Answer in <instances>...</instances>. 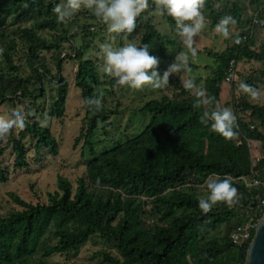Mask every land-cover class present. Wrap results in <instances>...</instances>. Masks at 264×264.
<instances>
[{
    "label": "trees",
    "instance_id": "obj_1",
    "mask_svg": "<svg viewBox=\"0 0 264 264\" xmlns=\"http://www.w3.org/2000/svg\"><path fill=\"white\" fill-rule=\"evenodd\" d=\"M62 2L0 0L4 66L0 68V106L7 104L9 110H17V103L24 106L27 114L26 127L9 135L0 156L11 149L13 168H27L29 150L23 141L26 138L34 141L35 153L45 150L51 157L57 155L56 140L49 129L36 120V114L41 113L37 103L44 98V81H48L54 88L48 116L63 117L68 83L61 77L60 70L67 60L76 65L74 86L80 92L84 112L74 147L82 143V149L89 151V159L84 163L86 176L78 179L75 190L67 179L57 177L58 191L48 195L46 204H31L15 194L9 195L20 209L0 218V264H50L48 259L53 255H76L93 238L118 254L113 256L101 251L97 264H245L255 228L250 230V240L242 245L232 244L229 238L217 242L205 237L237 216L238 208L245 210V219L258 214L262 217L264 209L260 207V200L264 197V188H246L240 178L253 171L264 184V157L253 167L248 146V142L259 143L264 155V102L252 104L244 96L233 102L238 127L237 135L231 139L210 131L200 118L205 110L220 106L222 86L227 83L225 78L231 62L236 72L242 62L261 64L258 75L257 72L249 75L244 82L251 86L261 84L264 90V43L259 51L253 49V32L258 27H253L252 23L253 19L264 20V0H251L249 6L255 16L245 19L237 0L204 2L201 11L209 20L211 30L226 15H231L238 27H246V31L240 33V44L233 43L221 52L205 49L199 54L214 63L201 88L213 98L212 105L197 107L199 98L195 93L185 89L179 79L169 78L165 87L174 93L162 94L140 109L141 114L150 117L143 131L122 144L114 142L113 148L99 154L94 150L93 138L98 127L105 130L109 111L103 95L99 110L84 103L89 97L102 93L103 86L97 64L86 59L85 53L89 50L94 26L88 22L96 20L98 26L103 23L83 7L67 22H57L54 8ZM149 4L137 18L134 33L119 34L118 41L121 44L124 39L133 40L134 34L139 33V43L151 47L150 53L158 57V70L163 75L180 51L174 37L178 33L175 22L167 16L161 17L170 34L160 33L150 19V14L156 12L155 0H149ZM73 26L75 33L69 30ZM10 27L14 28L20 52L24 53V62L31 71L26 79L21 77V68L13 60L15 43L6 34ZM39 32L48 33L50 40L41 37ZM78 38L82 44L76 47L74 41ZM5 43L11 47L5 49ZM66 46L70 53L64 54ZM44 52L49 53L56 64L58 73L53 78L43 62L41 53ZM190 68L197 67L191 65ZM233 82L227 84L234 87ZM240 107L248 113V122L239 117ZM6 172L0 165V182H6ZM209 176L230 177L238 189L239 202L219 203L209 213H202L194 189L183 186L188 182L198 184ZM149 204L151 209L146 211ZM148 214L156 219L152 225L145 221Z\"/></svg>",
    "mask_w": 264,
    "mask_h": 264
},
{
    "label": "rangeland",
    "instance_id": "obj_2",
    "mask_svg": "<svg viewBox=\"0 0 264 264\" xmlns=\"http://www.w3.org/2000/svg\"><path fill=\"white\" fill-rule=\"evenodd\" d=\"M237 1L240 7H242L244 19L255 16L251 7L249 6V2L251 0ZM150 19L154 25L158 27L160 33L170 34L171 30L158 13L155 12L150 14ZM96 22L98 21L92 20L88 22L94 26L92 28L93 35L91 38H89V50L85 53V57L86 59L94 61L97 64V72L101 81H103L101 92L103 93L104 105L109 111L108 120L105 123V130L102 131V129L98 127L93 138L94 150L96 154H99L101 151L103 152L113 148L114 142L118 141L122 144L126 140L132 139L133 137L139 135L150 121V117L148 115L140 113V109L143 107V105L152 99H158L162 94H167L170 96L172 93H174V91L169 88L167 89L165 86L158 89L152 88L151 86H145L142 89H130L116 85L115 80L104 74L102 71L101 66L103 59L102 53L100 51V45L103 43H111L114 47H120L129 42L139 43L140 34H134L133 40L124 39L120 44V41H118L119 35L109 33L105 24L98 26ZM206 22L207 28L195 38V43L193 45L197 50V56L195 58H191L190 56L189 66L194 65L197 68H192L191 72H187L186 74L179 72L170 75V79L177 78L182 84L186 79H194L195 81L200 79L201 81L196 85L198 88H202L203 80L210 75L209 67L214 66V63L210 58L204 55H199L201 51L208 49L214 52H221L226 47H229L231 44H233L234 39L239 37L241 32L246 31V27L241 28L235 24L231 25V38L224 39L220 34H217L214 29H210V22L208 19H206ZM69 30L71 33H75L76 27H70ZM13 32L14 28L11 27L6 32V34L9 36V39L13 40L15 43L16 53L13 54V60L15 65L21 68L19 73L21 77L26 79L30 75L31 71L24 62L26 57L24 53L20 52L21 46ZM38 34L41 37H45L47 40H50L48 33L39 32ZM253 34V49L255 51H259L264 43V28L255 29ZM174 37L178 42V46L180 47V51L177 55L179 56L181 53L186 52L187 48L184 46L182 38L179 35L176 37L174 34ZM81 44L82 42L80 38L75 39L74 45L76 47L80 46ZM3 46H5V49H9L11 44L5 43ZM0 49H2L1 44ZM64 49V54L70 53L68 46H66ZM41 55L44 64L50 71L53 78L58 73L55 62L51 59V55L49 53L44 52L41 53ZM173 61L171 63H173ZM2 62L3 58L2 54H0V68L4 67ZM171 63L168 64V67ZM261 70V64L255 62H242L237 65V72L235 74L237 77H235L233 82L234 87H232L231 84H223L219 107H227L233 110V102H238V100L243 96L252 104H262L264 102V90L261 84L254 83L253 86L261 92V95L257 100H251L239 89L240 83L244 82L246 77L249 75L254 76L256 72L258 75V72ZM75 71L76 65L67 60L62 64L60 70L61 77H63L68 83V95L65 101L66 103L63 117L50 118L48 116V108L50 106L51 99L54 96L53 85L48 81H44L45 96L37 103L38 110L41 113L36 114V120L39 122H46L43 125L49 129L58 144L59 151L57 155L55 157H51L45 150L35 153L33 148L34 141H30L26 138L23 141L29 150L26 159L28 164L27 168H13L12 165L14 162V156L11 149L5 151V153L0 156L1 168L7 171L6 182H0V218L4 217L10 211L20 209L16 204H14V202H12L9 197L10 194L17 195L27 203L46 204L48 202V195L58 191L57 177L60 176L67 179L75 190L78 179L84 178L86 176L84 163L89 159V151L87 148L82 149V143L76 148L74 147L75 139L79 135L84 118V112L81 107L82 102L80 92L74 86ZM192 93L195 92L192 90ZM22 101L25 104H28L27 101ZM15 104L17 106V110L25 113L24 106H20L17 103ZM241 111V107L238 108L237 112L239 113V117L243 121L248 122V113ZM8 112L9 107L7 104L0 106V115H7ZM15 136L18 138L17 133H15ZM8 139L9 135L0 137V150L5 146ZM248 143L251 145L252 142ZM257 157H264L259 143H256L255 146H251V159L254 160ZM207 179H204L198 184H190L191 182H188V184L183 186V188H193L196 196L200 198L206 194ZM150 209V204L145 207L146 211H149ZM244 212V209L238 208L236 212L237 216H234L225 224L209 232L205 238L207 240L221 242L224 238H229L230 233L236 227H238V225H244L246 227L254 225L256 226L257 222L259 221V214L248 220L243 217ZM145 219L147 224L152 225L156 222V219L151 214L146 215ZM93 239L94 240L89 241L85 246H83L76 255H71L70 257H66L64 255H53L48 259L49 263L97 264L101 260V255H99L101 251H107L113 256H118L116 251L107 248L98 238ZM94 241L98 244L94 245Z\"/></svg>",
    "mask_w": 264,
    "mask_h": 264
},
{
    "label": "clouds",
    "instance_id": "obj_3",
    "mask_svg": "<svg viewBox=\"0 0 264 264\" xmlns=\"http://www.w3.org/2000/svg\"><path fill=\"white\" fill-rule=\"evenodd\" d=\"M204 2L205 0H155L156 13L167 16L175 22L177 33L187 48L186 52L175 58L163 75L158 70V57L150 53L151 47L148 44L133 42L120 47H114L111 43L100 45L103 73L113 78L116 85L121 87L142 89L151 86L158 89L168 84L170 75L181 71L191 72L190 56L191 58L197 56V50L193 46L195 38L207 28L205 16L201 11ZM82 7L90 10L101 23L105 24L109 33L119 35L134 33L137 28V18L150 7V4L149 0H63L54 8L57 22H67ZM235 23L231 15H226L215 25L214 31L224 39H229L230 26ZM234 43L240 44L241 39L235 38ZM2 52L3 50L0 49V54ZM183 86L195 92L199 98L197 107L213 104V98L208 97L205 90L198 88L194 79L184 80ZM239 89L251 100H257L261 95L260 90L246 82H241ZM102 95L103 93H100L95 98L89 97L84 101L85 105L99 110L102 107ZM26 117L27 114L19 110H9L7 115H0V137L23 130L27 123ZM200 119L210 131L225 139L237 135L236 115L227 107H210L203 112ZM206 189V194L198 199V208L202 213H209L219 203L232 205L239 202L238 189L233 185L230 177L210 176L206 181Z\"/></svg>",
    "mask_w": 264,
    "mask_h": 264
},
{
    "label": "built area",
    "instance_id": "obj_4",
    "mask_svg": "<svg viewBox=\"0 0 264 264\" xmlns=\"http://www.w3.org/2000/svg\"><path fill=\"white\" fill-rule=\"evenodd\" d=\"M253 23V27H258V28H264V20L261 19H253L252 21ZM235 67H234V63L231 62L230 63V68L228 71V74L225 78V81L227 83H231L234 81L236 75H235ZM255 146V143H251V145L248 143V146L250 148V152H251V146ZM260 158H255L254 160L252 159V166H256L259 162ZM240 181L242 182V184L246 187V188H254V187H263L264 185L256 178L255 176V172L251 171L249 173V175H247L246 177L240 178ZM257 181H259V183H256ZM260 207H262L264 209V197L260 200ZM252 228H255L254 226H250V227H246V226H238L236 227L229 236V239L231 241L232 244L234 245H242L247 243L250 240V230Z\"/></svg>",
    "mask_w": 264,
    "mask_h": 264
},
{
    "label": "water",
    "instance_id": "obj_5",
    "mask_svg": "<svg viewBox=\"0 0 264 264\" xmlns=\"http://www.w3.org/2000/svg\"><path fill=\"white\" fill-rule=\"evenodd\" d=\"M264 211L255 226L254 237L249 245L245 264H264Z\"/></svg>",
    "mask_w": 264,
    "mask_h": 264
}]
</instances>
